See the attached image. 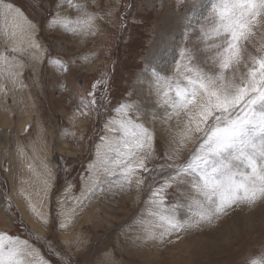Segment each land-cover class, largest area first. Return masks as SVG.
Wrapping results in <instances>:
<instances>
[{
    "label": "snow or ice",
    "instance_id": "obj_1",
    "mask_svg": "<svg viewBox=\"0 0 264 264\" xmlns=\"http://www.w3.org/2000/svg\"><path fill=\"white\" fill-rule=\"evenodd\" d=\"M65 3L69 11L79 13L77 18L61 14L65 4L60 0H24L23 5L0 0V33L12 45L11 51H26L20 45L39 51V41L47 42L49 36L59 41L57 33L97 34L98 17L94 13L74 0ZM166 6L158 7L153 0H125L123 5L107 6L103 0H92V7L107 16L121 7L122 31H127L129 24L141 28L145 46H151L157 34V11ZM202 6V0H171V12L167 13L183 36L180 44L172 46V67L161 69L163 74L152 73L149 99L153 113L163 111L159 137L162 158L155 129L148 127L135 92L125 89L126 95L113 105L111 98L98 95L97 77L87 93L88 102L81 99L76 108L77 116H86L91 109L99 118L101 101H105L110 116L104 127L111 134L99 136L100 142L94 145L95 160L87 171L89 184L82 189L84 195L78 206L113 189L126 192L133 185L137 190L147 187L148 208L138 218L133 217L138 221V234L131 241L132 249L150 244L163 246L173 237L214 225L241 204L251 206L264 199V0H211L204 13ZM26 8L46 14L35 20ZM192 40L195 44L189 47ZM169 47L162 39L161 59ZM48 50L51 53L50 46ZM15 59L0 54V72L14 89L20 76L15 69L23 67ZM45 63L58 69L57 75L68 72L59 59L53 61L49 56ZM110 87L109 79L100 91L107 93ZM0 92L7 94L3 86ZM149 115L155 119L154 114ZM189 144L193 145L189 156L176 164ZM18 153L22 159L25 157L23 148H18ZM161 159L163 162L154 163ZM27 169L36 176L37 184L25 199L33 214L52 225L54 237L57 217L62 218L59 229H65L76 209L65 210V202L61 201L56 217L46 215L42 196L53 187V174L47 165L37 171L29 163ZM68 188L74 189V185ZM177 189L176 197L170 199L169 193ZM11 207L9 200L4 211L8 213ZM45 244L50 259L19 234L0 232V264H78L55 247L54 238ZM105 264H115L111 255L106 256ZM244 264H264V248L249 253Z\"/></svg>",
    "mask_w": 264,
    "mask_h": 264
},
{
    "label": "rangeland",
    "instance_id": "obj_2",
    "mask_svg": "<svg viewBox=\"0 0 264 264\" xmlns=\"http://www.w3.org/2000/svg\"><path fill=\"white\" fill-rule=\"evenodd\" d=\"M14 2L24 4V0ZM124 2L103 0L105 6L109 3L123 5ZM210 2L202 0V13L206 12ZM60 3L65 4L62 15L77 18L79 13L69 11L65 0H60ZM74 3L84 5L98 17L97 34L57 33L59 41L54 42L50 36L47 42L41 39L39 51L20 45L26 51L13 53L12 45L0 33V54L9 59L15 56V63L23 65L15 69L20 74L15 89L0 72V86L7 93L0 92V232L19 234L49 259L44 251L47 247L45 241L54 238L55 247L78 264H85V261L105 264L108 255L112 256L115 264L129 261L130 264H244L249 253L264 248V199L251 206L241 204L214 225H204L173 237L163 246L150 244L136 249L130 247L138 234V221L133 217L138 218L148 208L146 186L137 190L133 185L126 192L113 189L107 195L98 194L90 201H82L83 207L78 206V200L84 195L82 189L86 190L89 184L87 171L95 160L94 145L100 142L99 136L111 134L104 127L110 116L105 101H101L103 106L99 118L91 109L86 116L75 115L77 105L81 99L88 102L87 93L92 90L91 85L97 82V77L100 82L98 95L111 98L113 105L126 95L125 89L135 92L143 105L148 127L155 129L162 158L163 143L159 137L162 135L160 117L163 111L153 113L149 93L154 83L152 73L163 74L161 67L165 69L168 64L164 59L154 55L151 59L149 56L152 45L161 43L162 39L167 38V42L174 45L180 44L183 32L176 29L175 21L167 15L171 12V0H153L158 7L167 6L156 13L157 34L151 46L144 45L141 28L129 24L128 30L122 31L121 7L113 9L112 15L107 16L92 7V0H74ZM25 11L35 20L46 14L27 8ZM194 44V40L188 42L189 47ZM49 56L53 61L59 59L66 65V75L63 72L57 75L59 70L45 63ZM169 62L167 67L171 68L172 63ZM109 79L110 91H100ZM149 114H154L155 119ZM192 147L189 144L175 163L182 164ZM18 148L24 149L23 159ZM159 162L163 160L154 163ZM29 163L34 164L37 171L42 169V165H47L53 174V187L47 196H42V211L46 215L56 217L61 211V201L65 202V210L76 209L65 229H59L62 218L57 217L54 237L52 225L44 224L33 214L25 199L37 184L36 176L27 169ZM5 168L8 171H2ZM69 184L74 185V189L68 188ZM178 191L169 193L170 199H174ZM9 200L12 207L6 213L4 208ZM224 221H228L227 226L221 229ZM121 226H124L122 231Z\"/></svg>",
    "mask_w": 264,
    "mask_h": 264
},
{
    "label": "bare ground",
    "instance_id": "obj_3",
    "mask_svg": "<svg viewBox=\"0 0 264 264\" xmlns=\"http://www.w3.org/2000/svg\"><path fill=\"white\" fill-rule=\"evenodd\" d=\"M167 39V38H166ZM169 45H170V47L168 48V51L166 52V53H164L163 55H164V61H167V63L166 64H168L169 65V61H171L172 59H171V52H172V47H171V45L172 46H174V44H171V43H168ZM161 45V43H155L154 45H152V47H151V54H150V56H149V58H153V55L155 56V57H158L159 59H160V56L159 55H157L156 56V54L157 53H159V46ZM176 45V44H175ZM162 59V60H163ZM160 61V60H159ZM154 62V61H153ZM161 62V61H160ZM159 63V62H158ZM167 65V66H168ZM159 68H160V65H157ZM157 67V68H158ZM161 69H163V67H161Z\"/></svg>",
    "mask_w": 264,
    "mask_h": 264
},
{
    "label": "clouds",
    "instance_id": "obj_4",
    "mask_svg": "<svg viewBox=\"0 0 264 264\" xmlns=\"http://www.w3.org/2000/svg\"><path fill=\"white\" fill-rule=\"evenodd\" d=\"M227 223H228V221H224V222L220 225V228L222 229V228L226 227V226H227Z\"/></svg>",
    "mask_w": 264,
    "mask_h": 264
}]
</instances>
